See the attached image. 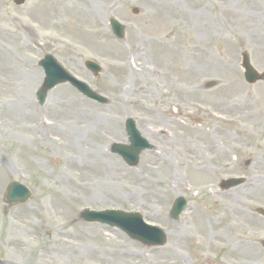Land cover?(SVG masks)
<instances>
[{
  "label": "rangeland",
  "instance_id": "374dc122",
  "mask_svg": "<svg viewBox=\"0 0 264 264\" xmlns=\"http://www.w3.org/2000/svg\"><path fill=\"white\" fill-rule=\"evenodd\" d=\"M243 52L264 72V0H0V264H264V82H245ZM45 55L107 104L62 84L40 106ZM128 118L153 146L133 168L111 152ZM14 181L32 196L8 205ZM85 209L140 213L166 244Z\"/></svg>",
  "mask_w": 264,
  "mask_h": 264
},
{
  "label": "water",
  "instance_id": "95a60500",
  "mask_svg": "<svg viewBox=\"0 0 264 264\" xmlns=\"http://www.w3.org/2000/svg\"><path fill=\"white\" fill-rule=\"evenodd\" d=\"M24 0H16L17 4H22ZM112 29L117 37H122V28L115 22H111ZM41 66L45 72V79L42 89L38 93V100L43 103L46 91L52 89L54 86L60 83L69 82L74 86L80 93L89 99L97 101L101 104L106 103V100L91 92L86 85L79 83L67 75L53 60L51 57L47 56L42 62ZM87 67L91 68L93 71H99V67L92 63H87ZM242 67L245 70V78L248 82L253 83L258 79L263 78L264 74L260 77L249 65V60L247 55H243ZM127 132L129 135L130 146L116 145L113 147V152L119 154L124 161L129 166H135L138 162L139 153L149 148L148 143L143 140L139 133L135 130V127L131 121L127 122ZM240 181H228L224 184L226 187H230L238 184ZM29 198V193L25 188L19 184H12L7 193V200L9 202L17 203L23 202ZM184 207V201L182 199L178 200L174 206V217H177ZM258 213L264 216V210L259 209ZM82 217L87 221H97L109 226L120 227L125 231L131 238L137 239L149 245H162L164 243L165 237L163 232L159 229L151 228L144 225L137 215H130L122 213L119 211H103V212H92L85 211Z\"/></svg>",
  "mask_w": 264,
  "mask_h": 264
},
{
  "label": "bare ground",
  "instance_id": "6f19581e",
  "mask_svg": "<svg viewBox=\"0 0 264 264\" xmlns=\"http://www.w3.org/2000/svg\"><path fill=\"white\" fill-rule=\"evenodd\" d=\"M51 129L57 130V128L55 127V125L52 126ZM242 244H243V240H242ZM243 250H244L245 253H247V256H250V255L253 256V257L255 256V253L253 251V248L247 247V246L246 247L243 246ZM243 250H241V251H243Z\"/></svg>",
  "mask_w": 264,
  "mask_h": 264
}]
</instances>
